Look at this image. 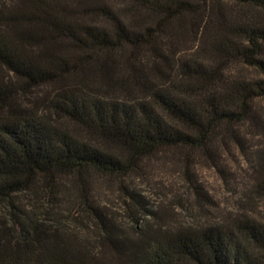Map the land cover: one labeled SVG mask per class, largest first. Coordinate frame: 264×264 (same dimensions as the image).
Segmentation results:
<instances>
[{
  "label": "trees",
  "instance_id": "1",
  "mask_svg": "<svg viewBox=\"0 0 264 264\" xmlns=\"http://www.w3.org/2000/svg\"><path fill=\"white\" fill-rule=\"evenodd\" d=\"M246 9L264 15V0L0 5V67L10 76L0 77V201L41 181L126 176L161 150H209L220 131L235 136L236 126L255 128L264 81L228 78L218 64L206 66L164 42L190 30L211 60L232 56L264 79V24ZM43 87L50 91L42 114L17 101L19 92ZM96 216L111 258L73 248L57 230L30 221L17 231L0 223V264H264V225L251 219L151 242Z\"/></svg>",
  "mask_w": 264,
  "mask_h": 264
},
{
  "label": "rangeland",
  "instance_id": "2",
  "mask_svg": "<svg viewBox=\"0 0 264 264\" xmlns=\"http://www.w3.org/2000/svg\"><path fill=\"white\" fill-rule=\"evenodd\" d=\"M3 4L11 7L15 0H0ZM243 14L264 24V15L254 9L243 10ZM169 36H164V42L175 51L209 67L218 64L228 78L264 81L256 69L232 56L211 60L199 51L200 43L190 30ZM140 58L148 67L154 63L147 56ZM0 77L10 78L1 67ZM49 91L43 87L19 92L17 101L42 114ZM255 108L258 125L236 126L235 136L220 131L215 148L161 150L142 159L126 176L92 174L82 182L62 177L51 186L41 181L10 201H0V223L14 226L15 231L30 221L43 223L62 234L71 247L103 260L111 258L114 251L102 245L103 232L96 214L120 226L118 233L131 238L146 233L151 242L178 230L202 229L236 218L264 225V98L255 102ZM74 131L86 138L84 132Z\"/></svg>",
  "mask_w": 264,
  "mask_h": 264
}]
</instances>
